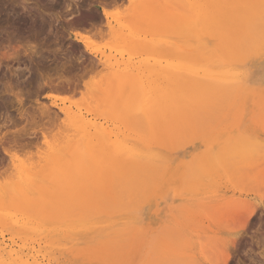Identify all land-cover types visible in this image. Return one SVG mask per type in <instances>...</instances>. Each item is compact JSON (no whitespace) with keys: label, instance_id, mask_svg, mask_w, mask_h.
Returning <instances> with one entry per match:
<instances>
[{"label":"rangeland","instance_id":"374dc122","mask_svg":"<svg viewBox=\"0 0 264 264\" xmlns=\"http://www.w3.org/2000/svg\"><path fill=\"white\" fill-rule=\"evenodd\" d=\"M178 1L0 0V137L7 133L12 134V131L18 129H22V134L30 135L20 144L5 143L7 155L0 146V243L5 247V251L0 248V264L24 261L32 264L34 252L39 258L44 255L47 259L40 248L51 244H64L66 239L79 238L87 229L86 222L91 221L95 215L98 216V213L102 214L98 217L102 216L101 219L106 218V221L125 219L129 225L126 235L119 230L118 239L105 241L106 244L101 248L102 254L98 255L97 245L89 247L88 252H91L94 264L101 258L112 264H172L180 253H187L191 246L193 252L190 254L194 255L195 260L203 261V250L208 248L210 252H204L207 251L210 255L215 251V246L210 240H205V236L211 240L217 236L228 240V264H264V197L260 205L256 204V188L253 187L254 184H248L250 182L247 183L242 176L244 173L249 175V171L252 175L251 169L244 172L246 169L243 171L242 167H238L243 173L234 170L236 172L232 176L230 173L234 171L222 173L224 176L220 174L221 177L218 176L214 181L217 188L214 192L210 193L209 184L191 192L201 182L202 171L197 169L199 162L194 164L196 169H187L181 174L169 164H161L160 167L147 171L141 190H129L126 184H117L115 198L119 200L118 207L111 202L114 193L111 194L109 187L101 190L90 188L85 197H82L84 199L77 200L73 195L67 197L64 187L59 188L62 185H53L52 188L50 184L52 166H56L54 173L56 170L62 171L58 160L59 153L69 152L67 150L76 146L74 143L78 137L74 135L77 126L72 117L90 118L97 126L98 123L103 125L104 131L116 128L109 122L108 114H105L107 109L100 97L109 95L110 98L111 89L114 91L115 83L125 72L141 67L147 75L149 69L165 68L173 64L175 61L172 57L175 54L168 47V42L172 39H184V43H179V49L176 48L180 56L187 51L199 50L197 47L202 45V38L228 28L234 29L236 25L235 14L231 13L232 17H223L218 10L210 11L207 15L198 11L199 15L201 13L204 16L198 17L196 14L194 24L190 20L191 15H194L191 7L205 5L206 1L186 0L190 6L188 4L183 9L176 6H181L185 0L176 6L172 3L176 4ZM237 1L224 2L234 6ZM192 3L194 4L191 6ZM102 10L106 16L102 15ZM257 27L256 39L250 43L245 39L249 47L245 54L242 53L246 50L243 49L245 45L241 51L245 65L243 69L247 71L244 76L246 79L243 80V85L248 90L246 97H240L237 91V94L233 92L234 96L230 93L225 99L229 105L225 101L222 105H216L219 109L213 106L214 108L204 109L201 115L194 116L193 130L197 137H201L197 142L198 148L194 149L191 143L183 139L184 142L179 144L181 147L177 151V157L184 156L193 163L206 150L216 147V138L220 139L242 126H247L251 133L257 130L253 138H243L246 143L253 142L252 144H256L255 147L253 145L254 148L263 146L260 152L264 150V79L257 72L264 69V24L258 22ZM134 39L142 45L141 48L128 47V43ZM160 39L168 43L165 44L167 51L161 56ZM168 54L169 56H165ZM159 60L161 61L158 62ZM112 73L122 76L118 78L116 74V78H112ZM40 108L50 109L49 116L42 114ZM60 108H66L69 114L63 115ZM22 114L24 117L34 118V122L25 126L20 116ZM123 129L120 126L119 133L127 134ZM147 132L148 137L150 131ZM141 133L138 135L140 138L146 132ZM9 134L6 137L11 136ZM243 139L238 147L244 145ZM253 147V151H256ZM261 155H264V151ZM216 159V154L208 158ZM259 160L263 168V159ZM49 161L50 168L46 165ZM252 164L250 166L254 167ZM61 174L62 172L59 175ZM60 178L62 179V175ZM32 180L45 181L47 190L44 188L43 196L40 194L39 200H32ZM164 194L168 195L169 203L159 200L165 197ZM178 195L180 198L172 201ZM244 200L256 202L253 203L256 206L255 212L249 218H245L249 205L242 203ZM214 205L217 209H214ZM219 207L227 210L223 211ZM83 216L89 217L88 220L84 221ZM226 216H229L228 219ZM235 221L242 225V229L240 225L237 226L242 234L232 236L227 231L233 229L235 224L232 223ZM182 228L190 232L185 230L189 234L185 236L189 238L177 237ZM222 229L227 231L224 233ZM194 233L198 234L196 238ZM231 243L235 245L232 246ZM208 245H211L212 250ZM39 250L40 253L37 252ZM210 255L205 257L211 260ZM202 261H198L199 264H209V260ZM51 262L63 264L60 261Z\"/></svg>","mask_w":264,"mask_h":264},{"label":"bare ground","instance_id":"6f19581e","mask_svg":"<svg viewBox=\"0 0 264 264\" xmlns=\"http://www.w3.org/2000/svg\"><path fill=\"white\" fill-rule=\"evenodd\" d=\"M182 1L183 0H179L176 4V1L172 3H174V5L176 6L179 2ZM205 1V5L195 6L193 5L194 3L191 4V6L193 5L191 7V11H193L194 13V15H191L192 17L190 19L192 23L195 22L197 16H204L201 13L199 15L198 11H202L203 14L205 13V15H207L210 11L212 12L213 10H218L222 12L223 17L225 15L227 17H232L231 13H233V15L235 14L236 25L234 29L228 28L218 34H212L210 36H207L206 38H202L203 41H201L203 43L205 42L204 45L203 43L201 45L203 46L202 49H200L201 46L199 45V47H197V49L199 48V50L194 49L190 52L187 51L186 53L180 56H178V49L180 45L179 43H184V39H172L168 42L170 44L168 47L170 48V51L172 49L175 54L172 57L175 62H173V64L171 65L168 63L169 66H166L165 68L158 67L155 69H149L147 70V75L141 67L136 68L135 71L131 69V71L125 72V76H122V74L118 75L116 73L118 78H120L121 76L122 77L121 79H118V81L115 83L114 86L116 88L114 89V91L113 89H111L112 92L110 93V98L109 95L108 97H105L104 95L100 97V99H102L103 101L102 104L107 109L105 114H108L107 117H109V122L116 128H112L111 130L109 128V130L104 131L102 127L103 125L98 123V126L100 125L101 128L100 126L98 127L96 122H94L90 118L87 119L82 116L72 117L77 126L76 132L74 131V136L78 137L76 138L77 142L74 143L76 144V146L75 148L67 150L69 152L65 151L66 153L64 152V154L59 153L60 158L58 160H60V169H62V171H60L62 172V179L60 178L61 175H59L60 172H58L57 170L56 172L58 174L56 172H53L55 171L56 168L54 167L56 166H52L53 170L51 171L50 176V184L52 185V188L62 185V187L59 188L64 187V193H66L67 197H72L73 195L77 198V200H82L84 199L82 197H85V193L90 188L101 190L109 187L111 194L114 193V196L111 197V202L117 204L116 207H118L119 200L115 198V186L117 184H126L129 190H141L144 187V176L147 171L152 168H158L161 164H169L177 171V173L181 174L187 169H196V166L194 164L199 162L197 169L200 168L202 171V177H200L201 182L196 186V189H191V192L194 190L198 191L207 184L211 185L210 193L214 192L213 190L217 189L215 187L214 181L216 178H218V176H220V174H225L227 173V171L231 172L234 170H237L239 173H243L245 169L246 170L244 172H247L251 169L252 175L249 171V175L247 174L248 176L245 175L246 173H244L242 176L247 180V183L250 182L248 184H252L251 186H253L254 184L253 187L256 188V193H254V199L258 203L254 201L252 203L250 201H245L246 199L242 201V203L247 204V206L249 205V209H246L247 217L245 218H249L255 212L254 209L256 206H254V204L256 203L260 205L262 203V198L264 197V166L263 168L261 167V161L259 160L263 159L262 163H264V155H261L264 150H261L260 152V149H262L263 146H257L256 148H254L256 144H252L253 142H251V144L250 142L246 143L247 141H245L244 139L247 137L249 139L253 138V136L257 134V130L256 132L251 133L247 126H242V128H240L239 130H236L235 132H230L227 135L220 137V139L216 138L214 140L218 141L216 147L214 149L206 150L197 158V161H194L193 163H190L189 160H186L184 156L177 157L176 155L177 151L181 147L180 145L182 144V142H184V140L188 143H191L194 149L198 148L197 142L198 140L200 141L199 138L201 137H197V135L195 134V130H193L192 122L194 116L201 115L204 109L206 110L213 106L216 107V105L218 104H224V102L227 101L225 99H227L230 93H236L237 91V95L244 98L246 97L245 95L248 93V90L243 85V80L246 79L244 78V76L247 75V71L243 69L245 65L242 61V53L247 51L249 43L252 40L254 41L256 39L258 32V22H262L264 24V0H238L234 6L226 5L224 2L225 0ZM183 3H185L184 5L186 6H183ZM183 3L181 6L179 4L176 7L181 9L182 7L184 8L190 6V4L186 2V0L183 1ZM102 15L106 16L103 10ZM143 16L145 15L143 14ZM201 18L198 19L201 20ZM135 20L138 19L136 18ZM228 21L229 20H227V22ZM133 23H135V21H133ZM196 26L197 25H195V27ZM74 35L76 34L74 33ZM245 39H247V42H249H246L247 45L245 43ZM138 40L134 39V41H128V47H130L131 49L141 48L142 45L138 43ZM197 40H200V38ZM141 41L140 43H142ZM166 43L167 42L165 41H161L159 43V49L161 53L159 56L165 54L163 52L167 51L168 47L165 45ZM193 43L195 44V42ZM243 45H245L246 48L245 46L243 47ZM177 47L178 49H176ZM242 47L246 50L242 51ZM165 56H169V54ZM160 61L161 60H159L158 62ZM257 72L258 75L260 73L261 77L264 79V69ZM112 74H114L112 78H116V74ZM113 80L115 81V79ZM110 85L112 84L110 83ZM111 87L112 86H110V88ZM234 93L230 95L234 96ZM106 98H109V100H111L109 101ZM244 98H242V100H244ZM229 104L230 103H228V105ZM218 107L219 106H217L216 108ZM40 109L42 114H44L45 116H49L51 111L50 109ZM59 111L60 113H63V115L69 114L66 108H60ZM20 116L24 120L25 126L34 122V118L24 117L23 114ZM120 126H122L127 131V134H125V132L119 133ZM139 126H141L142 129ZM123 130L121 132H123ZM147 130L150 131L148 137L146 136L148 133ZM142 131L146 132L143 136L147 137L145 138L146 140L143 137L140 138L138 136ZM8 134L9 133H7V135ZM12 134L9 137H6V134L5 136L3 135L2 137H0V146L2 147V152L5 155H7L8 153L4 147L5 143L11 142L15 144H20L22 140H25L26 138L30 137V135L28 134H22V129L12 131ZM242 139L246 144L249 145L247 146L243 142L245 146H241V143V147H238L239 142H242ZM78 142L79 144H77ZM152 143L153 145H151ZM154 143L157 144V147H154V145L156 146V144ZM251 146L256 149V151H253ZM214 154L217 155V159L208 160V158L212 157ZM260 156L263 158H260ZM50 163L51 161L48 162L49 165H46L49 167ZM250 164L254 165V167L250 166ZM45 166L43 168H45ZM238 167H242L241 169L243 171ZM57 168H59V166ZM253 168L254 172H256L255 169H257L256 174L253 172ZM239 169L242 172L239 171ZM235 172L236 171L231 172V176L233 175V173L235 175ZM52 173L54 176L52 175ZM55 176L59 177L61 181ZM37 181L39 183L32 180V188H30L32 190V200L36 198H38L39 200L41 197L40 194H42V191L46 189L45 181H41L45 186H43V184L39 180ZM258 194H260V196ZM163 197L164 198H161L159 200L162 202L169 203V201H167L168 195L164 194ZM179 198L180 195L175 196L172 201H176ZM259 198L260 201H258ZM11 200L12 199H10V201ZM221 200L219 202H221ZM197 202L199 203L200 201L197 200ZM219 202L218 204H220ZM213 204L216 205V203ZM227 205H229V203ZM216 207L214 209H217ZM221 207H219V209H221ZM225 209L226 208H224V210ZM99 215L102 214L98 213V216ZM98 216L95 215L94 218H91V215L89 214L91 221L89 220L86 222L87 229L83 231L82 235L79 238L75 240L66 239V243L64 244H51L47 245L44 248H40V250H43L44 254H46L47 259L44 255L42 256V258H39L38 255L34 254L35 252L32 253V264H52L53 262L51 261H60L63 264H94V259H92L90 255L91 252H88L89 247L92 245H97V247L99 248L98 255L102 254L101 248L103 244H106L105 241L118 239L119 236H117V233H119V230L124 233L123 235H126L127 233H125V231L129 225L127 220L125 219H115L112 221H106V218L101 219L102 216H100L101 218H99ZM84 217L86 216H83V218ZM89 217L84 218L85 220H83L86 221ZM226 217V219H228L229 216ZM245 218L244 220H246ZM235 219L237 220V218ZM236 222L237 221H235L234 223L231 222L232 224H235L233 226L231 224V226L233 227L232 230L227 231L222 229V231H227L228 234L232 236L238 235L240 233V229H242V225L238 224L239 222L236 224ZM238 225L241 226V228L239 227L240 229L237 227ZM234 226L236 227V229ZM185 230V228H182L181 231H178L179 235H177V232V237H186L189 231L186 230L188 231L186 232ZM216 232L217 231L215 230V233ZM241 234L242 232L240 233V235ZM194 236L196 238L198 234H195ZM211 237L212 236H209V238ZM204 238L205 240H210L213 244L210 241L209 242L215 246V251L212 252L210 255V250H208V248L205 249V245L209 243L208 241H206L207 243L204 245V249L208 250L209 252H204L205 250L201 252L202 254L204 253L207 256L210 255L209 257H211V260L210 258L208 259L207 257H205V255L203 254L204 260H209V264H228L227 262L230 259V254L228 252L229 248H226L228 240H226L225 238V240L222 238L220 239L219 236L212 238L214 242L211 239H208V237L206 236ZM191 247L193 248V246ZM208 247H211V245H208ZM0 248H5H3L2 243H0ZM192 248H190L187 253H180L179 256H177L176 260H174L175 262H172V264H199L198 261L201 262L202 260H195V258L193 257L194 255L192 256L190 254L193 252L191 251ZM33 249L34 248H32V250ZM209 249L212 250V247ZM40 250L37 252L40 253ZM204 260L202 262H204ZM24 262H17L11 264H27ZM97 264L112 263L101 258L98 259ZM169 264L171 263L169 262Z\"/></svg>","mask_w":264,"mask_h":264}]
</instances>
